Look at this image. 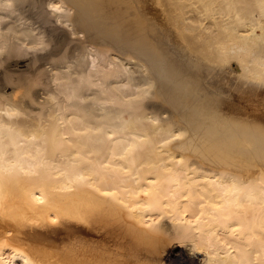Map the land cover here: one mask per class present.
<instances>
[{
	"label": "bare ground",
	"instance_id": "1",
	"mask_svg": "<svg viewBox=\"0 0 264 264\" xmlns=\"http://www.w3.org/2000/svg\"><path fill=\"white\" fill-rule=\"evenodd\" d=\"M185 255L264 264V0H0V264Z\"/></svg>",
	"mask_w": 264,
	"mask_h": 264
},
{
	"label": "rangeland",
	"instance_id": "2",
	"mask_svg": "<svg viewBox=\"0 0 264 264\" xmlns=\"http://www.w3.org/2000/svg\"><path fill=\"white\" fill-rule=\"evenodd\" d=\"M222 75L223 74H221V76ZM221 76H220L221 79H225ZM219 95H222V94H219ZM234 96H235V99L234 98L233 99L237 101H235L231 105H233V107H236L239 104L238 99L236 98L237 97L239 98L240 95L235 94ZM193 98H194L193 102H192V98H190L191 101L189 102H188V98H186V102L182 104L188 110L190 117L192 118V121L194 123L192 126L190 125L189 127L190 133L188 135V138H190L191 141H190V144L188 145V151L191 153H196V154L206 155L211 152L219 151L221 149V146L225 138L233 135L232 133L233 128H230L229 132L224 133L225 131L223 129L225 128L224 126L229 124L228 120L233 121V118L234 119L236 118L235 114L237 112H241L240 110L241 108L242 110L245 108L252 110V108H254L253 104H250V105H241L242 107L239 106L238 107L239 109L237 108V110L236 109L234 110V109L227 107V105H224V104L210 105L209 103L201 102L200 99H203V100L205 99V97H202V96L197 97L194 94ZM231 105L230 107H232ZM190 257L191 258H189L188 255H185V257H179V258L172 257L173 261L171 263L172 264H175V263L176 264H197V261L200 258V257L197 258L196 255H190ZM191 259H193V261H191Z\"/></svg>",
	"mask_w": 264,
	"mask_h": 264
}]
</instances>
